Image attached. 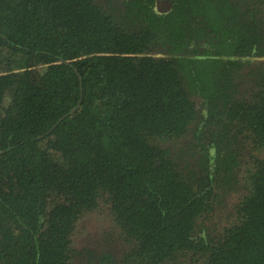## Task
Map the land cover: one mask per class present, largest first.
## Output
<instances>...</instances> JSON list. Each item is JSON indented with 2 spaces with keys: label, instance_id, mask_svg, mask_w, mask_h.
I'll list each match as a JSON object with an SVG mask.
<instances>
[{
  "label": "trees",
  "instance_id": "trees-1",
  "mask_svg": "<svg viewBox=\"0 0 264 264\" xmlns=\"http://www.w3.org/2000/svg\"><path fill=\"white\" fill-rule=\"evenodd\" d=\"M0 264H264V0H0Z\"/></svg>",
  "mask_w": 264,
  "mask_h": 264
},
{
  "label": "rangeland",
  "instance_id": "rangeland-1",
  "mask_svg": "<svg viewBox=\"0 0 264 264\" xmlns=\"http://www.w3.org/2000/svg\"><path fill=\"white\" fill-rule=\"evenodd\" d=\"M109 222H110V221H109ZM110 223H111V225H112L113 221L111 220ZM94 225H95V227H97V228L101 227V224H100V223L98 224L97 222H96V224H94ZM102 227L105 228V227H106V224L103 223ZM119 249H124L123 246H122V244H121V246L119 247Z\"/></svg>",
  "mask_w": 264,
  "mask_h": 264
}]
</instances>
